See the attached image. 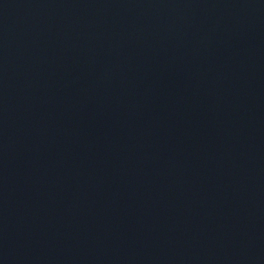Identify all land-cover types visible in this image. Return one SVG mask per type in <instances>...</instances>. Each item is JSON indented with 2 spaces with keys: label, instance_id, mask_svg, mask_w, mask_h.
<instances>
[{
  "label": "water",
  "instance_id": "water-1",
  "mask_svg": "<svg viewBox=\"0 0 264 264\" xmlns=\"http://www.w3.org/2000/svg\"><path fill=\"white\" fill-rule=\"evenodd\" d=\"M0 264H264V0H0Z\"/></svg>",
  "mask_w": 264,
  "mask_h": 264
}]
</instances>
